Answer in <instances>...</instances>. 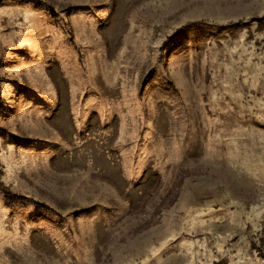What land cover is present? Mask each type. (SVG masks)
<instances>
[{
	"label": "rangeland",
	"instance_id": "obj_1",
	"mask_svg": "<svg viewBox=\"0 0 264 264\" xmlns=\"http://www.w3.org/2000/svg\"><path fill=\"white\" fill-rule=\"evenodd\" d=\"M0 264H264V0H0Z\"/></svg>",
	"mask_w": 264,
	"mask_h": 264
}]
</instances>
